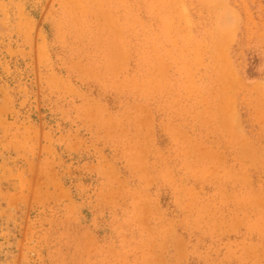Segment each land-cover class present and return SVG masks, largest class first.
Returning a JSON list of instances; mask_svg holds the SVG:
<instances>
[{"label":"rangeland","instance_id":"374dc122","mask_svg":"<svg viewBox=\"0 0 264 264\" xmlns=\"http://www.w3.org/2000/svg\"><path fill=\"white\" fill-rule=\"evenodd\" d=\"M0 264H264V0H0Z\"/></svg>","mask_w":264,"mask_h":264}]
</instances>
